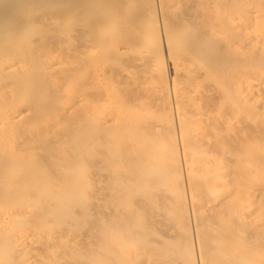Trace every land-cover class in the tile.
I'll return each instance as SVG.
<instances>
[{
	"label": "bare ground",
	"instance_id": "1",
	"mask_svg": "<svg viewBox=\"0 0 264 264\" xmlns=\"http://www.w3.org/2000/svg\"><path fill=\"white\" fill-rule=\"evenodd\" d=\"M57 1L0 0V264H264V0Z\"/></svg>",
	"mask_w": 264,
	"mask_h": 264
},
{
	"label": "rangeland",
	"instance_id": "2",
	"mask_svg": "<svg viewBox=\"0 0 264 264\" xmlns=\"http://www.w3.org/2000/svg\"><path fill=\"white\" fill-rule=\"evenodd\" d=\"M55 1H56V0H55ZM59 1H60V0H58L57 2H53L52 5H51V9H52V7H56L57 9H60V10H58V11H59L61 14H63V13L61 12V6H62V5H63V6H68V4H69L70 6L73 7V9H74L73 12H75V11L77 10V9H76L77 7H74V6H73L74 4L71 5V4H72V1L74 2V0H65V1L63 0V1H60V2H59ZM76 1H77V0H76ZM80 1H81V0H80ZM109 1H110V0H109ZM111 1L113 2V0H111ZM123 1H124V0L119 1V2H113V4H114V3L117 4V5H114L113 7L116 8V7L118 6V4H119L120 2L122 3ZM64 2H65V3H64ZM112 2H111V3L106 2V3H108V4H106L105 6H102V9H103L104 7H106V6H108L109 4L112 5ZM70 3H71V4H70ZM78 3L81 5V2H78ZM58 4H59L60 6H59ZM64 4H65V5H64ZM66 4H67V5H66ZM96 4L98 5L99 2H97ZM111 5H109V6L106 7V8H108V9H109V8H112ZM63 6H62V10H63ZM70 6H69V9H70ZM76 6H79V5H77V2H76ZM59 7H60V8H59ZM114 8H113V9H114ZM65 9H67V10H65ZM69 9H68V7H67V8L64 7V11H63V12H65L64 15H67V14H66L67 12H69V11L71 12V11H72V10H69ZM75 9H76V10H75ZM108 9H107V10H108ZM52 10H53V11H56V13L58 12V11L55 10L54 8H53ZM66 11H67V12H66ZM76 12H77V11H76ZM108 12H109V10H108ZM76 14H77V13H76ZM75 16H76V15H75ZM74 18H75V17H74ZM76 18H77V17H76ZM120 18H121V17H120ZM71 20H72V19H71ZM74 20L76 21V19H74ZM74 20H72V21L75 22ZM77 21H78V19H77ZM77 21H76V22H77ZM117 21H118V20H117ZM117 21H116V22H117ZM126 21H128V22H126ZM129 21H132L131 24H135V23H136V22L133 20V17H132V16H131V18L125 20V22H126L127 24L129 23ZM134 22H135V23H134ZM126 23L124 24L123 21H122V23H120V19H119V22H118L119 25L122 24V25L125 26V25H127ZM72 24H75V23H72ZM131 24H129V26L132 27ZM113 25L115 26L116 23L113 24ZM138 25H139V24H138ZM138 25H136V26H138ZM117 26H118V25H117ZM117 26H116V27H117ZM127 26H128V25H127ZM116 27H115V28H116ZM120 27H121V26H119V28L117 27L118 29H120V32H125V33H127V32H126L127 29H129V30H127V31H130V29H131L130 27H128V28L126 27L125 30H124V29L122 30ZM133 27H135V26H133ZM138 27H139V26H138ZM138 27H136V28H137L136 31H137V30H143L142 27H141V29L138 28ZM115 28H112V30H113L114 32H115V30H114ZM122 28H123V26H122ZM133 29H134V28H133ZM116 30H117V29H116ZM121 30H122V31H121ZM144 30L146 31V30H149V29H144ZM149 31H150V30H149ZM117 32H118V31H117ZM117 32H116V33H117ZM131 32H133L134 34L136 33V32L133 31V30H131L129 33H131ZM142 32H144V31H142ZM146 32H148V31H146ZM150 32H152V31H150ZM150 32H149V33H150ZM133 33H132V34H133ZM152 33H153V32H152ZM152 33H151V34H152ZM119 34L121 35V34H123V33H119V32H118L117 36H118ZM132 34H131V38H132V40H133V37H134L135 35L133 34L134 36L132 37ZM138 34L141 35L140 37H142L143 35H144V37H145V32H144L143 35H142V33H141V32L139 33V31H138ZM138 34H137V35H138ZM127 35H128V33H127ZM146 35H147L148 37L151 36V35H148V33H146ZM152 35H157V34L153 33ZM122 36L124 37L125 34L122 35ZM147 36H146V37H147ZM127 37H128V36H127ZM129 37H130V35H129ZM148 37H147V38H148ZM151 37H152V36H151ZM151 37L148 38V42H147V43L150 42L149 45H148L146 42H144V41H146V40H144V41L141 42V43H146V46H143V47H148V46H149L148 48L145 49V51H146V52H147V51H148V52L151 51L150 53H151L152 55L154 54V55H153L154 57L151 55V56H152V59H156V58H157V56L155 55L156 53H155L154 51H152V50H153L154 48H156V47H159V42H155ZM153 37H154V36H153ZM118 39H121V38L118 37ZM125 39H126V38H124V40H125ZM127 39H128V38H127ZM129 39H130V38H129ZM141 39H142V38H141ZM143 39H144V38H143ZM151 39L156 43V46H154V45L152 46V44H151V43H152V42H151ZM154 39H155V38H154ZM156 39H157V38H156ZM122 40H123V39H122ZM141 41H142V40H141ZM141 43H140V44H141ZM142 45H144V44H142ZM150 46H151V47H150ZM143 47H142V49H143ZM147 49H149V50H147ZM150 49H151V50H150ZM154 50H155V49H154ZM152 52H154V53H152ZM155 56H156V57H155ZM164 56H165V55H164ZM165 57H166V56H165ZM158 58H160V57H158ZM158 58H157V59H158ZM161 59H162V58L158 59L157 61H156V60H153L154 62H152V65H151L152 67L150 68V70H151L152 72H153V70H154V69H152L153 66H154V64H155V66H156V64L158 63V65H157L156 67H158V66L161 65V64H160ZM159 60H160V61H159ZM158 61H159V62H158ZM155 62H157V63H155ZM161 62H162V61H161ZM162 63H163V62H162ZM159 64H160V65H159ZM155 66H154V68H156ZM160 67H163V65H161ZM158 68H159V67H158ZM162 69H163V68H162ZM162 69H159V70H158L159 72L156 71L157 68L154 70L155 72H158V73H159V74H155L156 77L161 75L160 71L162 72ZM134 70H135V69H134ZM136 72H137V74H136ZM138 72H140V70H135V72L133 73V74H134L133 77H136L135 74L138 75ZM152 72H151V73H152ZM148 73H149V71H148ZM151 73H149L148 75H150ZM139 74H140V76H139V75H138V76H139V77H142L143 75L146 76L147 73H145V72L143 73V72H142V73H139ZM153 74H154V72H153L150 76H154ZM148 77H149V76H148ZM154 77H155V76H154ZM156 77H155V78H156ZM137 78H138V77H137ZM135 79H136V78H135ZM158 81H160V80H158Z\"/></svg>",
	"mask_w": 264,
	"mask_h": 264
}]
</instances>
